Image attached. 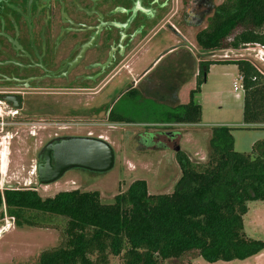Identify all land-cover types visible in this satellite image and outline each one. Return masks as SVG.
Masks as SVG:
<instances>
[{"label":"trees","instance_id":"obj_1","mask_svg":"<svg viewBox=\"0 0 264 264\" xmlns=\"http://www.w3.org/2000/svg\"><path fill=\"white\" fill-rule=\"evenodd\" d=\"M195 42L203 51L264 44V0H223L195 33ZM225 62L234 64L241 78V127L264 129V74L244 59L200 61L195 87L183 104L154 110L140 104L132 88L122 96L128 99L120 112L115 103L107 118L130 123L131 111L139 110L154 113V123H198L201 107L195 95L209 64ZM232 129L209 128L204 162H193L183 150L175 152L180 175L170 193H148L141 179L109 204L100 201L97 190L74 188L42 198L31 187L4 188L0 207L17 226L58 228L63 222L62 244L43 250L39 264H109V256L119 257L121 264H163L190 253L207 262L244 259L264 249V240L246 236L243 229L247 203L264 200V139L255 141L250 153L237 152Z\"/></svg>","mask_w":264,"mask_h":264},{"label":"rangeland","instance_id":"obj_2","mask_svg":"<svg viewBox=\"0 0 264 264\" xmlns=\"http://www.w3.org/2000/svg\"><path fill=\"white\" fill-rule=\"evenodd\" d=\"M222 1L210 0L214 6ZM175 6L174 2L170 14L175 11ZM170 14L166 20L169 19ZM187 17L188 24L179 25L181 33L179 36H174L166 30H159L163 24L161 22L155 28V31L159 30V33L149 41L144 39L139 44L140 54L133 59H127V61L125 59L124 62L129 64L128 69L134 78L139 76L142 69L148 67L143 75V77L146 76L143 79L146 86L152 88L153 85L158 84L159 88L167 93H172L173 90L176 92L179 89L178 98L181 103H185L189 99L188 90L193 87V82L189 83L191 81L189 78L200 61L244 59L254 62L264 74V63L258 64V61L254 59L256 49L243 50L242 46L238 49L201 50L195 42V33L206 26L209 16L205 17L198 26H191L189 21L192 17L190 15ZM174 46L179 47L178 51L166 56L163 54L154 64H151L161 53ZM211 65L213 66L207 68L209 75L205 89L196 94L200 101L201 123L195 128L191 127L193 130L178 125L157 127L152 122L154 113L139 110L131 111L134 122L130 123L111 122L102 112L80 113L84 111L82 109L84 106L96 102L97 95L94 94L85 98L60 97L57 99L53 103L54 113L44 116L43 128H32L36 130L35 134L23 132L22 128H18L16 134L14 131H3L1 134L6 137L0 138L2 142L0 149L3 147L0 152V191L4 188L31 187L45 198L58 191L74 188L81 191L97 190L100 201L109 204L113 202L115 194L125 191L132 181L141 179L145 181L148 193H170L180 175L174 148L178 146L179 150H183L193 162H204L208 155L209 128L213 125L233 127L231 135L234 150L250 153L251 145L257 140L264 139V129L241 127L243 126L242 89L238 88L234 91L232 88V81L238 83L234 64L225 62L211 63ZM122 75L128 74L123 71L120 76L114 77L108 91L121 84ZM110 77L111 75L108 79ZM142 91H145L147 97H155L154 93H147V89ZM127 99L128 97H122L119 102H116V111L120 112L124 100ZM155 99L157 98L151 100ZM110 101L108 97V105ZM148 105L154 110L165 107L154 102ZM78 111L80 112L76 113ZM126 113L129 112L125 111ZM73 135L101 139L104 137L103 140L114 150L113 168L105 173L71 169L55 182L39 184L35 172L38 150L52 138ZM3 151L6 153L5 158L2 156ZM62 227L63 222L58 224V228L51 226L40 228L26 224L17 226L13 219L5 214V208L2 205L0 207V264H39L38 255L43 250L57 248L62 244ZM243 229L246 236L264 240V200L247 203V212L243 216ZM109 264H121V259L109 256ZM163 264H264V249L244 259L207 262L200 256L190 253L176 260H165Z\"/></svg>","mask_w":264,"mask_h":264},{"label":"flooded vegetation","instance_id":"obj_3","mask_svg":"<svg viewBox=\"0 0 264 264\" xmlns=\"http://www.w3.org/2000/svg\"><path fill=\"white\" fill-rule=\"evenodd\" d=\"M213 8L210 0H0V138L18 128L35 134L32 128H43L44 116L54 113L60 97L95 94L96 102L76 113L106 117L134 85L146 86V76L134 78L124 62L140 54L139 44L159 30L179 36L187 16L198 26ZM123 71L124 81L108 91ZM148 92L155 95L151 87Z\"/></svg>","mask_w":264,"mask_h":264},{"label":"water","instance_id":"obj_4","mask_svg":"<svg viewBox=\"0 0 264 264\" xmlns=\"http://www.w3.org/2000/svg\"><path fill=\"white\" fill-rule=\"evenodd\" d=\"M176 146L174 151H178ZM113 148L100 137L64 136L47 142L35 163L39 184L59 180L67 170L81 169L92 173H105L114 166Z\"/></svg>","mask_w":264,"mask_h":264},{"label":"crops","instance_id":"obj_5","mask_svg":"<svg viewBox=\"0 0 264 264\" xmlns=\"http://www.w3.org/2000/svg\"><path fill=\"white\" fill-rule=\"evenodd\" d=\"M178 49H179V47H172V48H170V49H168L167 51H165V53H164V55L166 56V55H168V54H170V53H174V52H176V51H178ZM188 49V48H187ZM189 50V49H188ZM163 55V53H161L158 57H156L155 59H154V61H153V63H151V64H154V62H156L159 58H161V56ZM139 59V58H138ZM134 64H135V62H134ZM198 64H199V62H198ZM211 66H213V65H209L208 66V68H210ZM234 67H235V69H236V66L234 65ZM147 68L148 67H146L145 69H142L141 71H140V77H143V75L146 73V71H147ZM198 66L196 67V69H194V71H193V73L191 74V77L189 78V80H191L189 83H191V82H193V87L191 88V89H193L194 87H195V80H196V75H197V73H198ZM236 72H237V70H236ZM208 75H209V73H208V71H207V73H206V78H205V81H204V83L201 85V87H200V91H202L203 89H205V87H206V83H207V78H208ZM150 87V86H149ZM148 86H139V87H135V85H134V87L133 88H135L136 90H137V92H138V94H142L141 93V90H144L145 88L147 89V88H149ZM176 87V86H175ZM152 88H154V89H158L157 91H155V97H153V99L154 98H157V99H155V100H151V102H154V103H157V104H160V105H164L165 107H171V106H173V105H175V104H183V103H181V101L179 100V98H178V92H179V89H177L176 90V92H174V90H173V92L172 93H167V92H165V91H163L161 88H159V86H158V84L157 85H153L152 86ZM139 89V90H138ZM191 89H189L188 90V94H189V91L191 90ZM162 90V91H161ZM140 91V92H139ZM161 91V92H160ZM160 92V93H159ZM189 97V96H188ZM195 100H196V102L200 105V101H199V99L197 98V95H195ZM150 102V100L149 101H147L143 96H141L140 95V100H139V103L140 104H143V103H151ZM186 103V102H185ZM163 108V107H162ZM201 123V119H200V121L198 122V123H195V124H167V123H154L153 122V124L154 125H157V127L158 126H161V127H168V126H171V125H178V126H180V127H188V128H186V129H192L193 130V128H195V126H197V125H199ZM191 127H193V128H191ZM187 133H189V132H187ZM179 135V134H178ZM103 139H105L104 137H103Z\"/></svg>","mask_w":264,"mask_h":264},{"label":"built area","instance_id":"obj_6","mask_svg":"<svg viewBox=\"0 0 264 264\" xmlns=\"http://www.w3.org/2000/svg\"><path fill=\"white\" fill-rule=\"evenodd\" d=\"M256 49V53L254 54V59L258 61L257 63H264V44H257V43H246L243 45V50H254ZM227 57V55H224V57ZM251 62V61H250ZM253 66L262 73L258 67L255 65L254 62H251ZM238 83L236 81H232V88L234 91H236L238 88L242 89L241 86V78L238 76Z\"/></svg>","mask_w":264,"mask_h":264},{"label":"bare ground","instance_id":"obj_7","mask_svg":"<svg viewBox=\"0 0 264 264\" xmlns=\"http://www.w3.org/2000/svg\"><path fill=\"white\" fill-rule=\"evenodd\" d=\"M3 158H5L6 156V153L3 151V154H2ZM6 163V162H5ZM30 181V180H29Z\"/></svg>","mask_w":264,"mask_h":264}]
</instances>
